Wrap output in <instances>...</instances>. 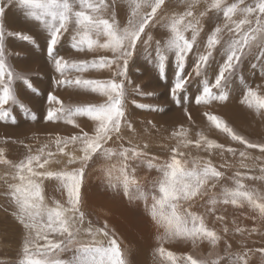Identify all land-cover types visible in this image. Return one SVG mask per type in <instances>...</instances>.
I'll return each mask as SVG.
<instances>
[{
    "label": "snow or ice",
    "instance_id": "snow-or-ice-1",
    "mask_svg": "<svg viewBox=\"0 0 264 264\" xmlns=\"http://www.w3.org/2000/svg\"><path fill=\"white\" fill-rule=\"evenodd\" d=\"M124 3L126 22L117 18L115 0H0V122L16 124V109L32 121L38 119L19 99L17 83L34 93L38 90L30 75L11 62L14 54L9 45L12 40L36 48L40 45L33 35L6 28L4 17L11 6L44 35L56 88L104 98L100 103L74 105L48 92L42 119L63 122L77 131L48 133L46 140L35 145L13 140L12 144L24 149L16 160L9 159L7 149L0 147L4 168L0 196L6 198L11 216L22 228L16 264H128L115 230L107 220L102 225L94 223L84 209L81 190L86 171L97 162L105 186L142 204L151 218L158 232L156 264H251L256 254L264 258V247L253 249L247 243L253 235L264 237V141L248 139L206 110L203 115L211 128L238 147L218 143L203 131L193 133L180 124L167 138L172 143L160 145L166 155H154L147 140L134 142L140 133L128 112L133 85L129 65L143 55L158 78L170 84L171 101L189 121L190 103L209 109L227 101L233 86L241 90L240 103L264 119V85L253 87L242 74L247 64L253 77L259 70L264 78V0H178L179 8L172 0ZM65 39L71 50L93 58H65L59 53ZM101 51L105 54L97 55ZM103 71L110 77L84 75ZM132 92L154 95L140 85L132 87ZM131 103L148 112L165 111L136 100ZM81 118L91 122L90 130L81 127ZM142 124L144 134L159 131L151 120ZM251 150L259 155L253 156ZM216 154L223 161L219 165L212 159ZM141 168L156 175L141 179L137 175ZM52 181L63 199H46V182ZM257 181L262 187L249 183ZM229 206L249 210L248 218L257 226L242 227L236 218L229 222L221 211ZM209 217L222 226L220 230L209 226ZM230 232L241 238L235 249L228 240ZM173 242L190 243L193 249L207 243L210 251L206 256L177 254L165 247Z\"/></svg>",
    "mask_w": 264,
    "mask_h": 264
},
{
    "label": "rangeland",
    "instance_id": "rangeland-1",
    "mask_svg": "<svg viewBox=\"0 0 264 264\" xmlns=\"http://www.w3.org/2000/svg\"><path fill=\"white\" fill-rule=\"evenodd\" d=\"M172 4L178 8L180 7L178 0H172ZM11 7L6 9L4 17L6 28L31 34L36 38L37 43L40 45L39 48H36L18 40H12L9 45V51L14 54L11 57V62L18 71H23L30 75L34 87L38 90L37 93H34L23 83H17L19 99L30 108L32 112L37 114L38 119L36 121H32L28 115H25L23 110L16 109L14 113L17 117L16 124H12L10 121L7 124L0 122V147H5L7 149L6 154L9 159L16 160L22 156L24 149L19 144H12L13 140H23L27 144L35 145L41 138L42 141L46 140L48 133L68 135L77 131L71 125H66L63 122H45L42 119V116L46 113L47 109L48 92H54V94L60 97L65 104L74 105L100 103L103 102L104 98L96 94L85 93L74 89L56 88L52 80L55 73L46 57V42L44 35L40 33L39 29L26 23L23 15L16 8L11 10ZM115 11L117 18L122 22H126L128 9L124 0H115ZM59 53L68 59L93 58L92 54L86 55L71 50L67 39H65L60 46ZM103 54H105L103 51L97 53V55ZM146 59L145 56L141 55L134 63H130L129 65L128 75L133 81V85L129 88L130 95L128 97L129 119L134 123L138 133H140V135L134 139V142H143L144 140H147L150 144V151L152 154L164 156L166 155V151L162 150L160 145L162 143H172L171 141H168V136L171 131L177 128L180 124H183L185 127L192 129L193 133L195 131H203L209 136V138L215 139L218 143H223L226 146L231 145L233 147H238L235 142L230 141V138L211 128L206 117L203 115L206 110L221 116L234 128V130L239 134L246 136L248 139L254 142L264 141L263 129L260 131H258V129H256V131L252 130V127L255 125L257 126V124L260 125L261 123L264 124V120L257 119L256 124L251 122L253 121L252 119L249 123H244L242 121L236 123L234 122V119L228 117V113L225 115L224 111V116L221 108H218L219 104L223 106L225 102L215 103L209 109L190 103L188 105V110L191 113L192 121H189L185 116L183 109L177 107L171 101L168 94L170 84L158 78L152 66L146 62ZM242 74L246 79L248 77L247 81L249 79L252 81L249 80L248 83H253V87L264 85V82L261 83L264 78L259 76V70L256 71V75L253 77L252 70L247 64H245L242 66ZM72 75H76V73H73ZM84 75L85 78L91 79H107L110 77V73L107 71L89 72ZM171 75V72H169V77H171ZM135 85H140L143 91L152 92L154 95L151 97L137 96L132 92V87ZM263 88L264 87L261 88L262 92H264ZM231 92L232 91H230V93ZM235 93L232 95H235ZM132 100H136L137 103L161 106L165 111L163 113H155L140 110L131 103ZM237 104L240 106L242 105L240 102H237ZM244 117L245 116H243V118ZM147 120L153 121L159 129L158 132L153 130L151 136L143 133L144 125L142 122H146ZM78 123H80L81 127L86 131L90 130L92 127L91 122L86 118L79 119ZM6 138H10L7 144L4 143ZM251 151L253 156L259 155L257 150ZM200 154L206 155L204 153ZM212 159L217 165L223 162L219 154L214 155ZM233 163L235 162L233 161ZM55 167L57 166L53 165V168ZM231 171V169L228 170L229 175L231 174ZM3 172L4 168L0 166V175H2ZM137 175L141 179H150L154 177L156 173L141 168L138 170ZM249 183L256 187H262L258 181ZM3 190V187L0 186V192H3ZM81 191L84 201V209L90 214V218L93 222L102 225L103 222L107 220L109 226L115 230L118 241L126 254L128 264H146L139 258L141 252L146 253V256H148L145 257L147 258L148 263L152 262L153 264H156L154 250L157 247L155 237L158 232L151 221V218L144 211L142 204L130 202L122 192L112 191L105 186L99 162L92 163L87 169ZM45 195L46 199L49 201L63 199L62 194L57 189V185L54 181L46 182ZM11 211L12 209L9 207L6 198L0 196V264H16L19 258L22 228L11 216ZM221 211L226 215L229 222L233 218H236L238 224L242 227L251 228L257 226L255 221L248 218L250 216L249 210H239L229 206L226 211L224 209H221ZM209 226L216 227L218 230L222 227L219 223L213 224L212 217H209ZM261 232H264V228L261 229ZM240 239L241 238L238 235L233 236L231 232L229 233L228 240L233 244L234 249L238 246ZM247 243L248 247L253 249L264 247V237L261 235H253ZM165 247L177 254L191 253L197 256H206L210 251V246L207 243L200 244L196 249H193L190 243L185 242H173L165 244ZM223 248L224 243L221 242L219 249L222 250ZM251 264H264V258L259 254H256L252 257Z\"/></svg>",
    "mask_w": 264,
    "mask_h": 264
},
{
    "label": "bare ground",
    "instance_id": "bare-ground-1",
    "mask_svg": "<svg viewBox=\"0 0 264 264\" xmlns=\"http://www.w3.org/2000/svg\"><path fill=\"white\" fill-rule=\"evenodd\" d=\"M118 2V1H117ZM124 6V5H123ZM119 7V6H118ZM121 7V6H120ZM125 7V6H124ZM251 72V71H250ZM260 76V75H259ZM259 76H258V78H259ZM247 79H248V77H247ZM260 79V78H259ZM250 80V79H249ZM248 80V81H249ZM251 81V80H250ZM260 81V80H259ZM258 81V82H259ZM252 82V81H251ZM261 82V81H260ZM264 82V80L261 82V83H263ZM238 84V83H237ZM249 84H250V82H249ZM264 84V83H263ZM251 85H253V83L251 84ZM255 86V85H254ZM264 89V88H263ZM232 92L230 93V95H231V97H229V99L227 100V101H224L225 102V104L223 105V106H221L220 104H219V106H218V108H221V111L223 112L222 114L224 115V111H225V115L228 113V117L229 118H232V119H234V122H236V123H239L240 121H242V122H244V123H249V121L252 119L253 121H251V122H254L255 124H256V122H257V119L258 120H264V119H261V117H259V116H257L254 112H252L251 110H249L246 106H244V105H239V104H237V102H240V99H241V90H240V88L237 86H234L233 87V89L231 90ZM236 92V93H235ZM235 93V95H232V94H234ZM223 102V103H224ZM224 109V110H223ZM224 115V116H225ZM243 116H245L244 118H243ZM248 120V121H247ZM241 125V124H240ZM239 126V125H238ZM256 129H258V131H260V130H264V124H260V125H258L257 124V126L255 125L254 127H252V130L253 131H256ZM42 139V138H41ZM40 139V141H42ZM45 139V138H44ZM12 141V140H11ZM43 142V141H42ZM18 146V145H17ZM16 146V147H17ZM102 176V175H101ZM102 186V185H101ZM100 186V187H101ZM145 257H148V256H146V253H144V252H141L140 254H139V258H140V260L143 262V263H146V264H153L152 262H150V263H148L147 262V258H145Z\"/></svg>",
    "mask_w": 264,
    "mask_h": 264
},
{
    "label": "crops",
    "instance_id": "crops-1",
    "mask_svg": "<svg viewBox=\"0 0 264 264\" xmlns=\"http://www.w3.org/2000/svg\"><path fill=\"white\" fill-rule=\"evenodd\" d=\"M11 8H12L11 10H14L16 7L15 6H12Z\"/></svg>",
    "mask_w": 264,
    "mask_h": 264
}]
</instances>
